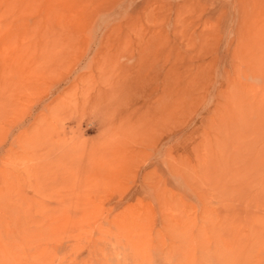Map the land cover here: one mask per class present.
<instances>
[{
  "label": "rangeland",
  "instance_id": "1",
  "mask_svg": "<svg viewBox=\"0 0 264 264\" xmlns=\"http://www.w3.org/2000/svg\"><path fill=\"white\" fill-rule=\"evenodd\" d=\"M135 227L264 257V0H0V264Z\"/></svg>",
  "mask_w": 264,
  "mask_h": 264
},
{
  "label": "bare ground",
  "instance_id": "2",
  "mask_svg": "<svg viewBox=\"0 0 264 264\" xmlns=\"http://www.w3.org/2000/svg\"><path fill=\"white\" fill-rule=\"evenodd\" d=\"M221 230L219 228V232L216 231L218 235L216 237L214 235L213 239L212 234L210 236L208 234L207 238L209 236L210 240L201 235L190 238L188 229L187 231L184 229L182 234L180 231L172 230L168 234L170 242H167V244L161 243L162 248L160 247L161 244L151 246L150 242L143 238V232L138 231L136 227L130 231L132 234L128 231L131 235L128 234L129 236L121 238L124 239V243L119 240V243H115L111 247L109 244L110 248L108 249L102 246L101 241L105 239L99 234L98 239L100 242L95 240L98 243L94 242L92 244L90 253L88 252V258H79L77 264H264V257L257 255L254 258L249 255V249H244L250 239L238 238L239 230L227 229L228 236L225 229V237ZM116 232H114L115 237L119 238V233ZM246 236L248 235L246 234ZM153 239L155 241L164 240L163 237Z\"/></svg>",
  "mask_w": 264,
  "mask_h": 264
}]
</instances>
